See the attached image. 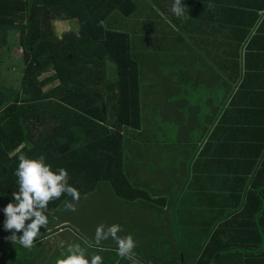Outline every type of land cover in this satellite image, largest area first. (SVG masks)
Here are the masks:
<instances>
[{"label": "trees", "instance_id": "obj_1", "mask_svg": "<svg viewBox=\"0 0 264 264\" xmlns=\"http://www.w3.org/2000/svg\"><path fill=\"white\" fill-rule=\"evenodd\" d=\"M138 9L134 0H0V35L17 32L25 64L20 91L0 111V264H38L33 245L66 227L57 219L71 197L62 194L48 203V231L42 227L31 248L5 239L11 232L3 228L2 209L17 190L13 173L20 153L66 169L80 199L103 182L124 202L149 198L131 184L126 144L127 135L144 138L142 60L129 34L117 28ZM69 21L77 30L58 37L54 23ZM109 60L115 65L111 81ZM237 69L236 62L229 67L234 81ZM255 95L239 111L240 121L223 130L222 147L213 144L216 136L222 139L219 127L194 162L212 153V162L199 165L209 168L207 181L215 189L201 193L200 201L208 203L194 214L195 223L177 226V236L191 243L167 242L173 251L150 257L138 242L131 259L81 236L70 245L81 243L102 264H264V93ZM220 154L228 159L213 160Z\"/></svg>", "mask_w": 264, "mask_h": 264}, {"label": "crops", "instance_id": "obj_2", "mask_svg": "<svg viewBox=\"0 0 264 264\" xmlns=\"http://www.w3.org/2000/svg\"><path fill=\"white\" fill-rule=\"evenodd\" d=\"M172 3L173 0H144L142 8L138 5L137 12L126 19L134 20L135 26H139L136 19L140 18L141 22L143 131L150 126L144 121V113L171 116L181 130L187 124L188 129L199 131L188 143L197 147L189 161L190 174L186 172V181L178 189L176 198L170 200L171 185L167 178H175L177 182L179 165L163 167L158 155L144 153L148 150L143 147H150L155 139L137 138L134 133L127 135L129 159L132 161L133 154L141 160L140 163L135 159L130 161L131 184L149 198L127 202L124 209L130 211L128 219L141 227L140 235L146 243H150L149 237L153 234L148 226L153 225L149 220L155 211L158 225L165 222L166 229L168 211H174L170 215L173 226L196 222L194 214L200 208H207L208 203L200 201L201 193H214L215 186L207 181L212 174L205 166L212 162V153L200 158L199 162L205 161L204 165L198 162L194 166V162L199 160V153L212 131L220 127L222 139L216 136L213 144L215 148L222 147L223 130L227 131L231 122L240 121L239 111L252 104L257 92L264 93V0H182L180 17L172 13ZM235 62L238 76L234 81L229 67ZM225 159L228 156L223 159L220 154L213 160ZM194 176L205 180L197 182L196 178L193 185ZM122 205L117 208L120 210ZM53 236L33 245L38 264H55V259L69 246L65 243L67 238L62 237L60 244L52 242L51 249L40 248L53 241ZM167 240L173 242L171 238Z\"/></svg>", "mask_w": 264, "mask_h": 264}, {"label": "rangeland", "instance_id": "obj_3", "mask_svg": "<svg viewBox=\"0 0 264 264\" xmlns=\"http://www.w3.org/2000/svg\"><path fill=\"white\" fill-rule=\"evenodd\" d=\"M140 8H142L141 3L144 0H134ZM120 23L117 25L119 30L128 32L131 40L135 43L137 47L135 49L136 54H141V22L140 18L135 21L139 26L134 23V20H124L119 19ZM119 22V21H117ZM78 24L76 22H56L54 23L55 33L58 37L63 36L67 32H73L77 30ZM139 29V30H138ZM6 40V41H5ZM25 68L24 60L22 58V50L18 44V34L15 31H9L6 34L0 35V111L4 109L9 103L13 102L14 96L20 91L21 77ZM109 79L115 78V65L112 60L108 61ZM161 120H160V119ZM144 121L147 126L145 131L142 133L141 137H148L149 139H155L156 142H152L150 147H143L148 150L149 155L156 154L160 157L161 164L163 167H170L173 165H179V172L177 170L178 176L177 182L175 178L167 176L165 172V177L170 181V189L168 199L176 198L180 190L181 184H184L187 178L186 172L190 174L189 161L192 159V152L197 148L196 146H188L191 142L189 139H193L198 136L199 131L195 129H188L184 124V130H181L177 124L173 121L171 116H160L150 113H145ZM148 122V123H147ZM157 140H161V143H157ZM182 140V141H181ZM165 144V145H163ZM132 161L135 159L136 163H140L141 160L137 159V156L132 154ZM137 159V160H136ZM131 161V163H132ZM152 165V162H151ZM129 172V171H128ZM111 188L108 187L106 183H100L95 190L91 191L87 196L79 199L78 201L69 202L75 204V211L62 210L61 214H58V224L63 220L64 227L61 232L55 233L53 236V241L46 242L44 246L40 248L48 249L52 247V242L60 244L58 241L62 237H66L65 243L70 245L76 236L84 237L89 242L94 243L95 229L98 225H104L105 228L112 224H118L121 230L117 233L118 236L124 237L131 235L135 241V247L132 250V257L136 256L137 245L139 242V247H145L143 251L150 257L161 256L165 252L173 251L170 250L169 244L165 241L166 235H168L177 246L179 243L189 242L192 239H184V237L177 236V226H173L172 219L170 217L173 212H166V218L169 227L165 229V222L158 225V220L156 217L157 211H155L154 216L150 215L149 223L153 224L148 226L152 229L153 234L149 237L150 243H146V239L142 235H138L136 229V221H130L128 219V214H130L129 209L125 211L124 207H127V202L122 201L113 194ZM179 189V190H178ZM123 204L121 209L117 208L118 205ZM124 209V213H122ZM164 221V220H163ZM163 225V226H162ZM181 235V234H180ZM101 245L111 246V248L116 247L115 241L109 237L106 240L100 242ZM193 246V245H192ZM56 251V250H55ZM56 251L55 253H57ZM163 253V254H162ZM149 254V255H148Z\"/></svg>", "mask_w": 264, "mask_h": 264}, {"label": "clouds", "instance_id": "obj_4", "mask_svg": "<svg viewBox=\"0 0 264 264\" xmlns=\"http://www.w3.org/2000/svg\"><path fill=\"white\" fill-rule=\"evenodd\" d=\"M182 0H173L171 11L180 17L183 15ZM18 164L14 170L17 190L11 192V200L2 209L5 220L3 228L11 235L5 239L12 244L18 243L23 248H31L34 239L43 235L41 228L47 233L49 218L45 214L48 203L59 199L62 194L71 197L72 201L80 199L79 191L67 183V170L52 168L45 162L44 156L29 158L20 153ZM63 209L75 211V204L67 199L63 201ZM120 225L112 224L105 228L98 225L95 229L94 243L99 245L102 240L111 237L116 243V253L120 257L131 259L135 241L131 235L120 237L117 233ZM19 233V235H17ZM87 246V241L83 242ZM55 264H102L98 254H86L81 243L69 245L55 259Z\"/></svg>", "mask_w": 264, "mask_h": 264}]
</instances>
